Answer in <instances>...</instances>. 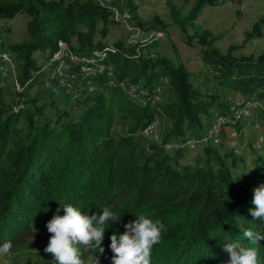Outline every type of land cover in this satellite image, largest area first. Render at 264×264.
<instances>
[{
	"label": "trees",
	"instance_id": "trees-1",
	"mask_svg": "<svg viewBox=\"0 0 264 264\" xmlns=\"http://www.w3.org/2000/svg\"><path fill=\"white\" fill-rule=\"evenodd\" d=\"M181 1L191 3L187 13L174 0H165L171 23L187 43L196 39L206 75L220 90L203 91L183 63L158 54L157 38L108 45L110 27L119 21L93 0H0V22L26 16L25 40L3 47L15 65L19 90L5 102L0 89V245H24L28 236L50 237L46 224L64 214L61 205L66 203L89 215H99L105 207L121 214L105 231L104 253L82 249L94 255L96 264H112L111 235L119 237L124 224L140 215L159 218L165 225L151 264H227L225 244H250L237 228L238 214L244 228L264 236V219L251 220L249 213L253 189L264 184V152L248 177L233 182L231 169L241 157L226 145L231 132L240 129L236 112L250 100L264 103V53H222L212 32L194 26L204 9L241 0ZM125 7L118 11H127L126 23L147 33H164L167 26L159 19L145 27L136 6L129 2ZM263 24L264 16L248 37H260ZM58 41L75 55L105 53L100 61L104 69L92 79L97 88L81 94L77 109L30 94L47 74L41 62L54 55ZM46 50L47 55L37 54ZM129 87L138 91L131 94ZM215 116L225 119V141L188 150L187 140H201ZM116 117L129 124L126 132L114 128ZM255 118L264 124V106ZM154 119L167 122L160 142L142 135ZM186 152L193 157L180 163ZM258 243L264 260V239Z\"/></svg>",
	"mask_w": 264,
	"mask_h": 264
},
{
	"label": "rangeland",
	"instance_id": "rangeland-1",
	"mask_svg": "<svg viewBox=\"0 0 264 264\" xmlns=\"http://www.w3.org/2000/svg\"><path fill=\"white\" fill-rule=\"evenodd\" d=\"M112 1L116 2L115 8L117 10H119V7L126 10L127 8L125 6L129 2L135 5L137 8L136 15L139 18L138 20H140L145 27L146 25L148 27L154 24L156 18L164 23L167 27L163 31L164 33H161L162 37L159 38L158 46L155 51L157 50L158 54L183 63L186 69L194 74L196 81L201 85L203 91L213 92L220 90L206 75V69L198 54L199 46L196 43V39L192 40L190 44L187 43L186 37L179 27L171 23L165 0ZM174 3L178 7L183 8V13H187L191 7L190 2L185 4L181 0H174ZM120 15H122V17L118 20L119 23L112 25L106 36L108 45H112L118 41L132 44L137 39L148 38L151 34L150 32V34L147 33V30L142 29V31H140L129 22L126 23V20L129 18L127 11H124ZM263 16L264 0L227 1L222 6L204 9L194 22V26L212 32L216 37L214 46L222 53L231 49L232 54L237 57H256L264 53V24L261 27L260 37L249 38L248 34L251 32L252 26ZM25 22L26 16L24 14H18L12 19H6L0 22V40L4 45L3 47H7L10 43H18L25 40ZM131 23L138 26L137 24L139 22L131 19ZM155 25L156 24H154V26ZM192 32V28H189L188 35H192ZM48 53L49 52L46 50L37 54L47 55ZM14 77L15 74H11L8 80L4 82L3 86H0L5 102H8V97H14L17 92ZM159 93L161 95L162 91H159ZM30 94L36 95L42 100L48 97L46 93L35 88L31 89ZM233 97L236 96L233 95ZM231 100L234 101L233 99ZM57 101L61 106L75 109L74 106H72L73 102H70L65 97L57 99ZM263 106L264 103L260 101L250 100L247 102L244 111L242 110L246 117L243 114L244 117L239 120L240 129H235L237 131H235L236 136H239L240 140H242L241 148L240 150L237 149V151H232L233 154H236L237 157L240 156L241 159L237 160L236 165L231 169L233 180L238 173H246L250 169H253L256 157L264 152V124L258 118H255V111L261 109ZM114 122V128L117 132L124 133L127 131L129 124L124 120L116 117ZM212 124H214L213 120L207 123V128ZM166 125L167 122L165 120L161 121V124H159L157 133L160 136L164 134ZM257 130L262 133V141L259 140V137L256 138ZM223 138L225 139L224 134ZM255 139L258 141L256 144L261 145V149L259 150H254L249 147L251 146L249 144ZM193 154V152H186L180 163H189ZM227 161L229 164L230 160L228 159ZM251 171L236 181L245 179L250 175ZM48 240L49 237L33 238L28 236L27 242L24 245L14 246L7 256H0V264H54V257L50 253L44 251L48 244ZM83 259L85 264H96L95 257L92 253H83Z\"/></svg>",
	"mask_w": 264,
	"mask_h": 264
},
{
	"label": "clouds",
	"instance_id": "clouds-1",
	"mask_svg": "<svg viewBox=\"0 0 264 264\" xmlns=\"http://www.w3.org/2000/svg\"><path fill=\"white\" fill-rule=\"evenodd\" d=\"M251 170L253 169L238 173L233 182ZM251 203L254 205V208L249 209L251 220L264 219V184L253 189ZM61 206L64 214L54 215L46 224L51 235L44 251L54 257V264H85L82 249L104 253L105 249L101 245L105 231L120 221L121 214L108 207L99 215H89L87 212L82 213L71 203ZM59 210L58 208L57 212ZM235 223L250 244L244 246L240 241L225 244L223 250L230 257L227 264H264V260L260 258L258 243L264 236L253 231L252 227L244 228L245 221L239 214L235 217ZM124 228L125 231L119 237L115 233L110 237L112 264H151L152 250L163 240L164 223L159 218L140 215L134 221L124 224ZM11 248V242L0 245V256H7Z\"/></svg>",
	"mask_w": 264,
	"mask_h": 264
},
{
	"label": "built area",
	"instance_id": "built-area-1",
	"mask_svg": "<svg viewBox=\"0 0 264 264\" xmlns=\"http://www.w3.org/2000/svg\"><path fill=\"white\" fill-rule=\"evenodd\" d=\"M97 5L102 8L109 10L114 20L121 19L122 15L113 5L112 0H93ZM149 37L159 39L162 34L159 32H151ZM105 57L103 51L94 50L86 55H75L68 48L66 43L58 41L57 50L54 55L49 58L46 62H41L43 70H48L47 74L38 80L33 88L46 93L48 96L54 99H61L62 97L67 98L70 102H73L75 109L79 107L77 100L81 97L83 92L92 93L96 90L97 86L94 85L93 77L103 71V65L100 63ZM110 69V67H108ZM14 75V82L16 89L19 90V85L16 81L15 65L11 59L9 53L3 49L2 42L0 40V86H3L10 75ZM129 93L134 94L138 91L137 87H129ZM243 101L240 102L242 104ZM246 104L243 105L235 114L234 119L240 120L242 117H246L244 109ZM243 110V111H242ZM244 114V116H243ZM216 117V118H215ZM212 125H209L203 138L199 141L196 138L187 140L185 146L188 150H196L197 144H210L212 146H220L225 139L221 130V124L225 120L224 118H217L215 116ZM159 129V121L154 119L147 127L143 130L142 135L144 138L152 142H160V135L157 133ZM259 140L262 141V133L257 130L256 132ZM256 140V141H255ZM251 143V148L254 150L261 149V145L255 139ZM227 148L232 151L240 150L241 141L240 137L236 136L235 131H232L227 138ZM198 142V143H197ZM170 149L171 146H166ZM242 150V149H241ZM236 156V154H234Z\"/></svg>",
	"mask_w": 264,
	"mask_h": 264
}]
</instances>
